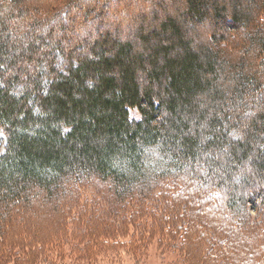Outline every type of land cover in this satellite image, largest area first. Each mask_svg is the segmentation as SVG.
Segmentation results:
<instances>
[{
    "label": "trees",
    "instance_id": "1",
    "mask_svg": "<svg viewBox=\"0 0 264 264\" xmlns=\"http://www.w3.org/2000/svg\"><path fill=\"white\" fill-rule=\"evenodd\" d=\"M126 1L0 0V245L37 216L83 222L85 244L109 240L92 218H149L163 240L194 226L211 253L264 240V0H152L105 26Z\"/></svg>",
    "mask_w": 264,
    "mask_h": 264
},
{
    "label": "rangeland",
    "instance_id": "2",
    "mask_svg": "<svg viewBox=\"0 0 264 264\" xmlns=\"http://www.w3.org/2000/svg\"><path fill=\"white\" fill-rule=\"evenodd\" d=\"M152 0H131L129 6L127 1L124 2L125 10H120L114 14L110 21L105 26L112 28L122 18L134 17L136 14L142 11H147L155 8ZM155 1V0H154ZM153 1V2H154ZM169 2L170 8L171 1ZM121 5V9L123 8ZM115 11V10H114ZM172 11V9L170 10ZM126 13V14H125ZM83 17V12H75L76 26L82 29L84 26L80 23ZM125 22L124 25H126ZM86 29L94 32L96 26L86 25ZM103 28V27H102ZM133 32V28L129 26L123 27V34L128 35ZM250 58V57H249ZM131 115L133 118H139L140 114L137 109H131ZM6 144V137L0 128V148L4 150ZM150 169L154 166H159L158 161L152 159L148 161ZM256 191V190H255ZM251 194V193H250ZM228 200V195L224 194L222 199H217V204L223 207L224 201ZM218 210L209 213V218L216 215ZM40 211L36 213L39 214ZM249 213L255 218H259V222L264 221V212L259 213L253 209H249ZM233 216V222L236 224L243 223L242 217ZM231 216V215H230ZM38 217L36 224H31L32 236L21 238H15L16 245L8 246L14 239L9 240L8 243L0 245V257L6 254H11L13 251L15 257L9 258L10 264H234L237 261L235 256H231L225 250V247H230L232 243H238L235 247L240 250V246L247 247L243 262L241 264H264V251H260L259 247L264 249V240L261 237H257L255 243H248L247 236L234 237L235 233H229L228 235H222V240H217L212 253L207 248L202 249L203 242L198 241L197 234H199L197 227L190 226L188 232H185V236L173 238L167 237L163 240L160 229L157 228V224H154L151 219H139L136 221L125 222L120 218H116L109 222L102 220L89 219L85 220V226L88 228L90 234L92 232L106 233L109 235V240H95L94 236H90L88 243H83V222H76L73 224L63 226L61 223L53 222L47 218ZM254 218V219H255ZM206 225L211 224V221L205 220ZM204 223H199V228ZM228 223L226 225H229ZM210 226V225H209ZM208 227V226H207ZM230 227V226H229ZM228 227V228H229ZM227 228V230H228ZM68 230L73 234L71 237L70 245L63 242L62 231ZM154 234L150 235V231ZM223 231V230H222ZM93 232V233H94ZM184 233V232H183ZM103 234V235H106ZM231 235V237L229 236ZM224 237V238H223ZM184 240V243L182 242ZM208 239H205V243L208 244ZM250 242V240H249ZM178 243V244H177ZM86 245V246H85ZM8 246V247H7ZM220 255L224 261L220 259ZM30 257V259H28ZM219 258V259H218ZM7 261V260H6ZM7 264V262H6Z\"/></svg>",
    "mask_w": 264,
    "mask_h": 264
}]
</instances>
